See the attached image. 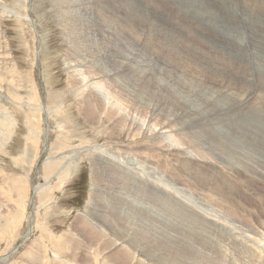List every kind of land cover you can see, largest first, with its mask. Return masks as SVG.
<instances>
[{
	"label": "rangeland",
	"instance_id": "1",
	"mask_svg": "<svg viewBox=\"0 0 264 264\" xmlns=\"http://www.w3.org/2000/svg\"><path fill=\"white\" fill-rule=\"evenodd\" d=\"M0 264H264V0H0Z\"/></svg>",
	"mask_w": 264,
	"mask_h": 264
},
{
	"label": "bare ground",
	"instance_id": "2",
	"mask_svg": "<svg viewBox=\"0 0 264 264\" xmlns=\"http://www.w3.org/2000/svg\"><path fill=\"white\" fill-rule=\"evenodd\" d=\"M181 1H184V2H186V1H188V0H181ZM63 2V1H62ZM65 2V1H64ZM77 2V1H76ZM80 2V1H79ZM78 2V3H79ZM71 4V3H70ZM74 4V3H73ZM62 5V4H61ZM53 6V5H52ZM77 6V5H76ZM79 7V6H78ZM77 7V8H78ZM79 9V8H78ZM77 9V10H78ZM188 9H189V12L190 13H192L193 15H194V13H193V10H192V8H189L188 7ZM76 10V11H77ZM80 10H81V8H80ZM91 11V10H90ZM79 12V11H78ZM201 12V11H200ZM89 13V12H88ZM202 13V17H205L204 16V13H207L206 11H203V12H201ZM77 14V13H76ZM211 14V13H210ZM82 16V15H81ZM66 17V16H65ZM87 17V16H86ZM69 18V17H68ZM81 18V17H80ZM83 18V17H82ZM66 21V20H65ZM84 21V20H83ZM73 22V21H72ZM72 24V23H71ZM65 27V26H64ZM107 53V52H106ZM93 60V59H92ZM63 61V60H62ZM190 64V63H189ZM105 74V73H104ZM113 74V73H112ZM108 75V74H107ZM239 84V83H238ZM96 87V86H95ZM102 88V87H101ZM100 89V88H99ZM96 90V89H95ZM104 93V92H103ZM90 94V93H89ZM159 94V93H158ZM104 95V94H103ZM162 96V95H161ZM96 101V100H95ZM86 102V101H85ZM106 102V101H105ZM108 104V103H107ZM82 105V104H81ZM92 107V106H91ZM83 109V108H82ZM84 110V109H83ZM160 111V110H159ZM60 112H62V111H60ZM83 112V111H82ZM97 113V112H96ZM86 115V114H85ZM29 116V115H28ZM90 116V115H89ZM63 118V117H62ZM112 118V117H111ZM152 123V122H151ZM176 123V122H175ZM181 123V122H180ZM67 125V124H66ZM114 126V125H113ZM181 126V125H180ZM183 128V127H182ZM138 129V128H137ZM116 131V130H115ZM150 131V130H149ZM76 134V133H75ZM171 135V134H170ZM102 136V135H101ZM173 136V135H172ZM247 136V135H246ZM56 137V136H55ZM236 140V139H235ZM240 142V141H239ZM190 144V143H189ZM240 144V143H239ZM238 145V144H237ZM107 150V149H106ZM226 150V149H225ZM118 154V153H117ZM235 157V156H234ZM97 158V157H96ZM177 158V157H176ZM100 159V158H99ZM239 159V158H238ZM135 161V160H134ZM138 162V161H137ZM93 163V162H92ZM179 163V162H178ZM75 167V166H74ZM149 167V166H148ZM193 168V167H192ZM184 169V168H183ZM194 169V168H193ZM75 170V169H74ZM123 170V169H122ZM96 171V170H95ZM138 171V170H137ZM125 173V172H124ZM176 174H178V173H176ZM115 177V176H114ZM187 178V177H186ZM179 179V178H178ZM214 179V178H213ZM176 180V179H175ZM196 183V182H195ZM117 184V183H116ZM134 184V183H133ZM137 185V184H136ZM142 185V184H141ZM92 186V185H91ZM123 186V185H122ZM139 186V185H138ZM135 187H137V186H135ZM140 187V186H139ZM138 187V188H139ZM125 188V187H124ZM97 189V188H96ZM136 189V188H135ZM195 189V188H194ZM155 190V189H154ZM157 191V190H156ZM97 192V191H96ZM151 192V191H150ZM160 192V191H159ZM211 192V191H210ZM111 193V192H110ZM181 193V192H180ZM161 194V193H160ZM179 195V194H178ZM122 196V195H121ZM136 196V195H135ZM210 196V195H209ZM139 197V196H138ZM152 197V196H151ZM157 197V196H156ZM122 198V197H121ZM125 198V197H124ZM171 198V197H170ZM170 198H168V199H170ZM177 198V197H176ZM180 198V197H179ZM129 199V198H128ZM155 200V199H154ZM126 201V200H125ZM142 201V200H141ZM149 201V200H148ZM156 201V200H155ZM166 201V200H165ZM184 201V200H183ZM176 202V201H175ZM206 202V201H205ZM113 203V202H112ZM119 203V202H118ZM137 203V202H136ZM156 203V202H155ZM166 203V202H165ZM203 203V202H202ZM142 204V203H141ZM145 204V203H144ZM134 205V204H133ZM151 205H152V203H151ZM180 205V204H179ZM191 205V204H190ZM118 206V205H117ZM117 206H115V207H117ZM177 207V206H176ZM154 208V207H153ZM123 209V208H122ZM129 210V209H128ZM136 210V209H135ZM143 210V209H142ZM194 210V209H193ZM115 211V210H114ZM132 211V210H131ZM136 211H138V209L136 210ZM136 211H133V212H135L136 213ZM170 211V210H169ZM179 212V211H178ZM140 213V212H139ZM171 214V213H170ZM140 215V214H139ZM154 215V214H153ZM159 215V214H158ZM117 217V216H116ZM164 218V217H163ZM166 218V217H165ZM119 219V218H118ZM162 219V218H161ZM160 219V220H161ZM164 220V219H163ZM166 220V219H165ZM168 221V220H167ZM175 222V221H174ZM166 223V222H165ZM171 223V222H170ZM160 224V223H159ZM164 224V223H163ZM168 224V223H167ZM175 224V223H174ZM165 226V225H164ZM179 226V225H178ZM132 227V226H131ZM205 227V226H204ZM158 229V228H157ZM200 229V228H199ZM172 230V229H171ZM175 230V229H174ZM146 233V232H145ZM144 233V234H145ZM155 233V232H154ZM172 233V232H171ZM149 236V235H148ZM158 236V235H157ZM160 237V236H159ZM153 238V237H152ZM168 238V237H167ZM166 241V240H165ZM173 241V240H172ZM169 242V241H168ZM187 242V241H186ZM184 243V242H183ZM183 245V244H182ZM190 246V245H189ZM168 247V246H167ZM166 248V247H165ZM169 248V247H168ZM163 250V249H162ZM184 250V249H183ZM195 250H196V248H195ZM194 250V251H195ZM181 252V251H180ZM188 252V251H187ZM197 252V251H196ZM13 253V252H12ZM190 253V252H189ZM180 254V253H179ZM182 255V254H181ZM184 257V256H183ZM193 260V259H192ZM2 261V260H1ZM173 263V262H172ZM193 263V262H192Z\"/></svg>",
	"mask_w": 264,
	"mask_h": 264
}]
</instances>
